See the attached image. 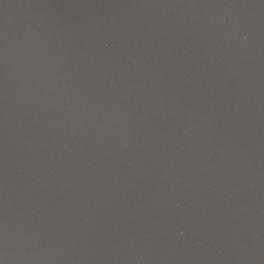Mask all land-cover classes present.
Masks as SVG:
<instances>
[{"label": "water", "instance_id": "95a60500", "mask_svg": "<svg viewBox=\"0 0 264 264\" xmlns=\"http://www.w3.org/2000/svg\"><path fill=\"white\" fill-rule=\"evenodd\" d=\"M0 264H264V0H0Z\"/></svg>", "mask_w": 264, "mask_h": 264}]
</instances>
